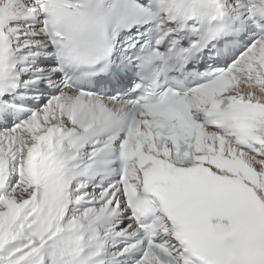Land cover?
I'll list each match as a JSON object with an SVG mask.
<instances>
[{
  "label": "snow or ice",
  "instance_id": "obj_1",
  "mask_svg": "<svg viewBox=\"0 0 264 264\" xmlns=\"http://www.w3.org/2000/svg\"><path fill=\"white\" fill-rule=\"evenodd\" d=\"M0 264H264V0H0Z\"/></svg>",
  "mask_w": 264,
  "mask_h": 264
}]
</instances>
